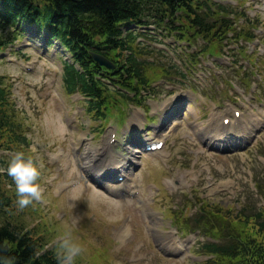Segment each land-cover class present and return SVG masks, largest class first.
Masks as SVG:
<instances>
[{"label": "rangeland", "instance_id": "obj_1", "mask_svg": "<svg viewBox=\"0 0 264 264\" xmlns=\"http://www.w3.org/2000/svg\"><path fill=\"white\" fill-rule=\"evenodd\" d=\"M257 13L261 19L256 21L259 22L260 27L263 22L262 26L264 27V15L258 11ZM237 21L242 22L241 19H237ZM145 44L149 46L150 49L147 52L154 58V62L167 64L172 71V76H177L175 68L171 67L174 63V53L178 54L177 63L179 64L182 59L179 56L181 51H197L202 43L194 45L191 49L189 47L187 49L177 48L168 43L164 44L166 46L164 48L163 45L161 47L152 40L145 41ZM242 50L243 48L237 47L231 51L230 55H240ZM38 51L42 52L37 49L24 50L22 54L33 55L34 61L27 63L22 57L7 50L4 55L7 58L12 57L16 63L1 64L0 71L6 70L16 80L19 88V105L23 106L27 112L25 115V112L22 111L21 116L34 134L35 145L33 146L37 147L36 155L43 161L44 171L52 175L51 171L61 169L58 166H51L52 163L58 161L56 152L64 148L67 154V147L70 145L67 146L69 139L73 146H78L79 150L83 152L85 136L89 137L88 143L92 148L97 149L104 142L106 133L105 135L100 134V130L96 128L98 123L89 119L84 110V101L79 94L67 97L62 92L59 60L53 57L40 58L37 56ZM29 64L36 65V69L31 70V73H27L25 70L26 65ZM260 64L264 66V56L261 58ZM214 69L211 66H204L200 70V76L188 74L186 80H190V82L183 83L181 78L180 81H169L165 88L157 89L159 92L155 98L150 100L151 113L152 109L158 111L157 106L168 103L174 96L178 97L179 88H186L183 90L191 93L195 101L193 107L200 114L194 120H199L202 117V123H207L210 110L232 103L231 99L236 97L235 89L230 87V80L234 79L238 83L241 80H247V77H242V73L236 65L228 64L214 67ZM240 83L241 88H246V83ZM260 96L264 97V91H260ZM244 107L249 115L252 113L253 117H256L248 103ZM50 110H55L62 117L64 127L62 135L57 136L44 127V116ZM76 112L78 115L75 114ZM25 116H28V121ZM137 120L144 123L145 118L138 117ZM72 123L74 125L69 128L68 124ZM184 125L185 123L176 135L167 140L164 151L155 156H149L148 161L139 171L140 173L138 172L140 186L136 199L124 197L121 200L109 197L99 189L87 185L86 181L64 192L63 186L69 184L75 174L74 171L69 172L65 168L67 164L73 163V159L66 154V157L63 156L59 161V165L64 168L59 178L52 181L50 177L49 182L42 179L41 184L47 194L42 205H48L51 201L50 209L48 208V214H52V218H50L53 222L63 223L62 229L54 231L55 236L58 235V230L63 231L75 219L77 223L74 230L84 243L83 255L84 257L90 256L83 262L88 261L90 264H200L207 257L197 252L199 245H191L188 248L189 244L185 242L188 237L182 236L177 227H182L184 220L187 219L185 217L194 212L199 198L205 196L213 200H220L224 204L232 203L234 211L242 208L248 198L256 199L253 205L264 203L259 202L260 196L254 181L259 173L262 176V172H264V140L262 143H257L251 151H233H239L236 155H232L234 153H210L201 147L198 140H194L191 131ZM186 134H190V136L187 137ZM262 137L264 139V131H262ZM256 142L257 139L254 138L249 141V145L256 144ZM257 151L262 154V157L259 158ZM116 152L124 153L125 151L118 148ZM169 153L171 155L168 156ZM72 155L77 157L73 153ZM187 168L190 170L188 171ZM206 168L207 170H205ZM191 170L194 171L193 174H191ZM187 172L189 176L184 175ZM178 179H182L183 182L169 183V180L178 181ZM153 183L158 184V187ZM175 184L183 186L175 188ZM135 186L134 183L132 188ZM56 194L59 196L61 194L62 197L55 199L53 195ZM188 194L192 197L191 199L187 197ZM140 197L146 199L147 202L140 200ZM152 203H154L155 209H153ZM150 208L155 212H161L158 216L159 225L155 228L149 221L148 209ZM64 211L68 212V217L63 220L56 219V216ZM24 214V222L33 224L36 214L31 210H27ZM177 217H181L179 222L176 220ZM122 228H125V232L121 231ZM175 228L177 230L175 237L178 239L175 247L184 244L186 254L179 257L166 256L158 248V243L161 242L159 235L167 237L169 230ZM83 236H87L90 238L89 241L94 243L92 249L85 250L89 244ZM52 237L49 240H52ZM198 238L204 240L202 236Z\"/></svg>", "mask_w": 264, "mask_h": 264}, {"label": "trees", "instance_id": "obj_2", "mask_svg": "<svg viewBox=\"0 0 264 264\" xmlns=\"http://www.w3.org/2000/svg\"><path fill=\"white\" fill-rule=\"evenodd\" d=\"M187 0H0V48L19 35L22 21H31L47 26L50 32L58 36L71 49L82 71L66 62L64 81L68 90L77 88L92 95L99 102L102 92L96 90L99 66L90 55L91 46L96 45L107 53L122 48L123 39H119V23L123 20L141 22L153 15L159 20L173 17L180 8H185ZM151 4L157 6V13ZM165 6L166 8H163ZM162 8V10H161ZM97 36H101L96 40ZM0 87V97H3ZM3 120L0 117V139ZM10 200L0 191V205L9 206ZM0 210V242L7 241V249L0 254L14 255L16 264H57L53 249H44L42 236L35 237L33 231L22 222L4 218ZM217 211V213H219ZM248 225L249 219L241 217ZM205 222V221H204ZM207 225V222H205ZM264 225V222L258 226ZM217 227V226H213ZM228 227V226H227ZM261 231V230H260ZM228 235V241L210 244L209 252L215 254L218 264H264V241L258 244L246 237L243 230L236 232L231 228L222 237ZM264 236V233H263ZM208 250V249H207Z\"/></svg>", "mask_w": 264, "mask_h": 264}, {"label": "clouds", "instance_id": "obj_3", "mask_svg": "<svg viewBox=\"0 0 264 264\" xmlns=\"http://www.w3.org/2000/svg\"><path fill=\"white\" fill-rule=\"evenodd\" d=\"M43 124L46 130H50L57 136L62 135L64 131L62 117L55 110H50L45 114ZM43 168L44 163L37 155L26 153L23 149L16 150L12 154L6 171L15 182V203L19 210L44 199V189L40 183ZM4 170L0 169V171ZM76 223L77 221L73 219L52 241L51 246L57 264H77L84 252V243L74 230ZM9 247L7 241L0 242V249ZM0 264H16V257L0 254Z\"/></svg>", "mask_w": 264, "mask_h": 264}, {"label": "bare ground", "instance_id": "obj_4", "mask_svg": "<svg viewBox=\"0 0 264 264\" xmlns=\"http://www.w3.org/2000/svg\"><path fill=\"white\" fill-rule=\"evenodd\" d=\"M141 125V124H140ZM102 148L101 147H98L97 149H92L91 147H86L85 148V151L83 152L85 154V156H88V160L86 161L85 163V169L88 170V171H92L93 168L97 169L98 165H94V164H90V163H93L94 162V159H97L98 157H101V155H99L97 152ZM102 150V149H101ZM135 151H138L137 148L134 149ZM132 152L133 151H130V155H124L122 157V160H120L121 162H119L118 164H121V166H124L126 164V161L129 159V161L133 160L135 158V155H132ZM116 158H117V155H116ZM115 158V159H116ZM124 160V161H123ZM92 166H90V165ZM100 166H104V160L103 162H100L99 163ZM125 230V228H122L121 231Z\"/></svg>", "mask_w": 264, "mask_h": 264}]
</instances>
